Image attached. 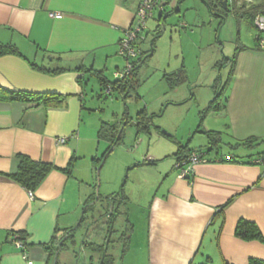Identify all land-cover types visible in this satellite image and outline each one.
<instances>
[{
  "label": "crops",
  "instance_id": "1",
  "mask_svg": "<svg viewBox=\"0 0 264 264\" xmlns=\"http://www.w3.org/2000/svg\"><path fill=\"white\" fill-rule=\"evenodd\" d=\"M138 2L0 0V43L14 44L21 53L0 56V86L67 96L51 106L0 100V264H56L48 263L42 245L51 241L57 229L79 223L85 203L95 192L90 175L96 164H91V158L96 157L100 142V126L91 120L87 101L90 75L79 68L106 71L115 65L119 69V41L133 23ZM156 12L153 19L165 22L167 18ZM239 34L240 28L227 107L215 115L223 122V128L216 130L229 135L230 147L249 137L264 139V48L259 47L257 36L255 42L242 43ZM33 63L68 70L51 74ZM59 138H67L66 143ZM19 154L55 166L33 197L7 176L17 170ZM233 155L239 158L195 165L190 177H181L174 168L164 175L148 204L147 264L264 260L263 242L235 235L241 218L254 221L264 235V165L244 163L249 158L245 154ZM72 160L73 166L65 170ZM12 231L28 233V260L13 241Z\"/></svg>",
  "mask_w": 264,
  "mask_h": 264
},
{
  "label": "rangeland",
  "instance_id": "2",
  "mask_svg": "<svg viewBox=\"0 0 264 264\" xmlns=\"http://www.w3.org/2000/svg\"><path fill=\"white\" fill-rule=\"evenodd\" d=\"M242 1L245 0H241L239 5ZM163 4L166 12L170 13L165 23L161 24L162 33L156 40L154 54L139 68L140 84L130 96L124 99L118 91L106 93L96 77L90 76L88 79L87 101L92 121L99 126L102 121L117 124L125 117L126 110L131 121L125 129L123 142L107 153L100 164L91 158V164H96L100 169L99 172L93 169L91 185H99L101 199L91 212L96 219L90 221H98L88 229L83 227L77 232L76 244L60 253L57 264H99L100 255L92 248L83 246V234L89 231L88 242L102 241L104 233L100 235L99 229L105 228L106 197L122 189L128 199L121 210L127 211V214L121 213L117 217L115 228L118 232L114 235L116 241L110 252L117 258L115 264H147L145 239L151 196L167 172L173 168L176 172L179 170L174 157L179 145L189 144L191 148H196L208 144L207 136L197 131L201 111L214 97L216 78L221 76L225 82L229 74V66L215 65L224 57L235 54L239 28L242 43L255 42L260 34L257 28L241 22L235 13H230L220 26L221 19L211 13L203 0H163ZM157 24L153 18L148 21L150 36L142 43L146 50L151 48L150 40L155 36ZM118 61L119 69L114 65L104 71L110 80L116 78L115 71H122L127 65L122 55L118 56ZM182 65L185 66L184 79L173 88L165 75L175 73ZM143 109H147L150 115L155 114L148 132H139L136 127L137 114ZM215 115L209 114L203 126L222 129L223 122ZM228 140L229 135L225 133L224 142L218 148L220 154L256 156L264 151V145L257 149L233 148L227 145ZM109 145L107 140H100L96 145V156L102 157ZM127 219L134 225V230L130 248L123 254L119 237Z\"/></svg>",
  "mask_w": 264,
  "mask_h": 264
},
{
  "label": "trees",
  "instance_id": "3",
  "mask_svg": "<svg viewBox=\"0 0 264 264\" xmlns=\"http://www.w3.org/2000/svg\"><path fill=\"white\" fill-rule=\"evenodd\" d=\"M203 1L208 6L211 13L221 19L220 26L224 24L225 20L229 16V13L231 12L235 13L237 17L240 18V20H245L248 24L254 25L256 16L264 11V0H252L250 2L245 0L242 1L241 5H239L241 0H229L228 8H224L220 0ZM162 18L163 16H161V19ZM161 33V26L159 25L156 32L154 33L155 36L151 41V48L149 50H145L144 54L141 57L134 60V69L129 75H126L123 78L116 77L114 80H110L103 70H97L94 68L87 69L85 67H80L79 70L88 73L91 77H96L99 81L101 89L104 90V92L110 94L113 91H118L123 95V98L125 99L126 97L130 96L132 90H134L136 86L140 84L139 68L146 62L149 56H152V54H154L156 49V40L161 35ZM7 54L21 55L16 45L11 43H0V56ZM238 54L239 51L237 50V52L232 57H224L215 65L217 67L229 66V74L225 82L223 81L221 76L216 78L213 84L214 97L209 102L207 107L201 111L202 116L197 131L204 133L207 136L208 144L205 147H199L198 149L191 148L189 144L179 145L178 150L174 153V157L176 158V165L186 159L191 153L196 151L205 152L206 155H208V162H232L236 161L239 158L231 153L220 154L218 148L224 142V133L219 130L208 129L206 126H203V122L209 114H219L227 107V93L236 72ZM33 65L51 74H57L68 70L67 68H45L44 66H39L35 63H33ZM184 72L185 66L182 65L181 68L175 73L165 75L168 78L171 87L175 88L180 82L183 81ZM66 97L67 96L57 93H33L28 91H15L0 86V100L5 101H20L24 103H33L35 105L51 106L61 104V102L66 99ZM154 116L155 114L150 115L147 109H143L138 112L136 117L137 130L139 132H148ZM130 121L131 117L129 116V111L126 110L125 117L121 122L117 124H111L106 121L101 122L98 130V139L99 141L107 140L108 142H110V145L102 157L96 156L93 158L95 162L100 164L104 160L106 154L109 153V150L112 148V146H116L123 142L125 129ZM263 142L264 139L258 137H249L244 140L235 141V143H231V146L233 148H237L240 146L245 148H253ZM227 156L232 157V159L228 160ZM248 157L249 158L246 159L244 163L264 165V151L258 153L256 156L251 155ZM18 160L19 163L17 170L13 173L7 174V176L20 183L28 191L32 192H35L38 189L49 172L55 168V166L51 163L37 161L23 154L18 155ZM74 160L71 161L68 168L64 169H70V167L73 166ZM238 161L240 162V160ZM96 170L98 172V166H96ZM97 187L98 185L96 183L95 192L85 203L82 217L79 223L71 228L63 230L57 229L51 241L42 245V247L48 254V263L53 260L57 264L60 253L65 249H69L71 245L74 246L76 244L77 232L83 227H86V229H88L93 224L97 223L98 220L90 221L93 218L96 219V216L94 214H91V212L94 211L95 204L101 199V195L97 191ZM106 199L107 206L104 216L106 217V222L104 225L106 229L104 227H101L99 229L100 235L104 233L101 238L102 241L88 242L89 231L87 230L85 235L83 234L82 244L83 246L92 248L93 251L97 252L100 255L99 264H114L115 256L110 252V249L113 243L116 241L114 239V235L118 232L115 228V224L117 217H119L121 213L127 214V211L122 212L121 207L123 204L127 205L128 197L122 189L119 193L108 195ZM228 205L229 203L223 205L220 211H222V208H225ZM133 230L134 225L130 222L129 219H127L125 229L121 232L119 237V241L123 245V254L126 253L130 248ZM10 235H12L13 241L22 242L23 247L20 249L23 253H25L29 245L27 242L28 233L26 231H12L10 232ZM235 235L245 241L259 240L264 243V235L261 232L259 226L254 221H250L244 218L239 219V221L237 222ZM249 264H264V260L251 258L249 260Z\"/></svg>",
  "mask_w": 264,
  "mask_h": 264
},
{
  "label": "built area",
  "instance_id": "4",
  "mask_svg": "<svg viewBox=\"0 0 264 264\" xmlns=\"http://www.w3.org/2000/svg\"><path fill=\"white\" fill-rule=\"evenodd\" d=\"M162 12L164 10L163 0H139L138 6L134 15L133 23L125 31L124 36L119 41L120 55L124 56L127 60L126 67L121 71L115 73L116 77L123 78L129 75L134 69V60L141 57L144 54L145 48L142 47L143 41L148 40V21L152 19L156 11ZM55 17L60 18V13H54ZM254 26L260 32L257 35L259 47L264 48V11L258 14L254 21ZM61 144L66 143L67 138H59ZM228 160L232 157L227 156ZM208 155L205 152H193L186 159L179 162L176 168L179 169L181 177H189L195 165L200 163H207ZM30 197H33L34 192L29 191ZM16 244L19 248L23 247L21 241H17ZM23 257L28 260V255L23 253ZM32 264V261H29Z\"/></svg>",
  "mask_w": 264,
  "mask_h": 264
},
{
  "label": "water",
  "instance_id": "5",
  "mask_svg": "<svg viewBox=\"0 0 264 264\" xmlns=\"http://www.w3.org/2000/svg\"><path fill=\"white\" fill-rule=\"evenodd\" d=\"M220 2H221V4L223 5L224 8H228L229 0H220ZM166 18H167V16H164L163 19L165 20ZM114 148H115V146H112V148L110 149L109 152H111Z\"/></svg>",
  "mask_w": 264,
  "mask_h": 264
},
{
  "label": "flooded vegetation",
  "instance_id": "6",
  "mask_svg": "<svg viewBox=\"0 0 264 264\" xmlns=\"http://www.w3.org/2000/svg\"><path fill=\"white\" fill-rule=\"evenodd\" d=\"M167 12H166V10L164 9L162 12H160V16H165V14H166ZM169 14V13H168ZM160 21V20H159ZM165 22H163V23H161V24H164ZM161 24H157V26H156V28H155V30H154V33L156 32V30H157V28H158V26L160 25L161 26ZM149 36H150V33L148 32V39H149ZM154 36V35H153ZM150 41H152V39L150 40ZM152 45V44H151Z\"/></svg>",
  "mask_w": 264,
  "mask_h": 264
}]
</instances>
